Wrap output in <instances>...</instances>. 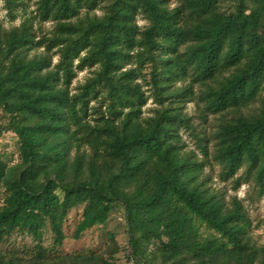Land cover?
<instances>
[{
  "label": "trees",
  "instance_id": "16d2710c",
  "mask_svg": "<svg viewBox=\"0 0 264 264\" xmlns=\"http://www.w3.org/2000/svg\"><path fill=\"white\" fill-rule=\"evenodd\" d=\"M101 2L37 0L40 16L56 21L52 35L36 42L24 22L0 38V108L20 158H0V244L17 232L36 242L29 258L0 249V264H113L92 253L51 257L43 238L49 228L61 246L70 210L83 206L80 238L116 203L136 264H264L240 204L227 208L201 178L204 162L181 152L189 121L180 106L145 117L137 81L149 65L161 104L203 85L206 112L230 115L216 132L223 172L245 167L264 187V0H109L99 15ZM42 46L47 53L29 55ZM95 66L74 91L78 71Z\"/></svg>",
  "mask_w": 264,
  "mask_h": 264
},
{
  "label": "rangeland",
  "instance_id": "374dc122",
  "mask_svg": "<svg viewBox=\"0 0 264 264\" xmlns=\"http://www.w3.org/2000/svg\"><path fill=\"white\" fill-rule=\"evenodd\" d=\"M101 6L96 10L99 15L104 12V6L109 0H101ZM176 3L171 0V5ZM226 5V4H225ZM87 9H84V13ZM140 23L146 21L140 18ZM32 26L35 40L41 41L43 36L52 35L56 25L55 20H44L38 11L37 0H24V3L16 7H10L5 0H0V38L10 30L22 26L23 23ZM47 53L46 47H35L29 51L30 56ZM51 54V53H50ZM53 62L59 59L58 54H53ZM138 64L133 62L124 69L137 68ZM95 67H86L78 71L73 81L74 91L78 86L84 84L86 80L93 75ZM146 80L138 78L146 95L149 96L147 104L143 107V115L150 117L158 109L167 106H180L179 110L188 119V126L180 128V146L181 152L194 156L197 160L204 162L201 178L206 182V186L213 192H216L224 201L229 209H234L236 202L240 204L249 220L247 227V236L251 243L259 250L264 259V187H261L257 181L247 175L246 168L242 167L235 174L223 172L222 164L215 158L217 150L216 132L226 117L230 115L207 113L205 103L200 98L199 93L204 86L195 83L193 85L194 93L185 97H176L168 94L161 104V99L154 95L149 79L150 66L144 69ZM191 84V80H178L172 86V91L178 89L185 90ZM170 92V93H171ZM178 100V101H177ZM95 102H92L94 104ZM9 122V116L0 108V158L10 165L16 164L19 158V142L17 135L6 126ZM206 149V150H204ZM83 206L75 207L70 210L64 223L66 239L61 246L54 244V236L49 228L44 231L43 245L45 247H54L55 251L50 253L51 257L60 256L65 260H71L74 255L80 253L97 254L99 257L108 259L113 264H136L130 256L129 236L127 234V225L124 218L123 207L120 203L115 204L108 222L105 225L95 226L86 230L80 238L74 236L76 226L82 218ZM36 242L27 234L14 233L11 239L0 244L3 251H12L24 258H29L35 253Z\"/></svg>",
  "mask_w": 264,
  "mask_h": 264
}]
</instances>
